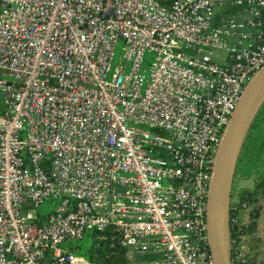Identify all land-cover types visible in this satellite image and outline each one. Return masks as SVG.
Segmentation results:
<instances>
[{
	"label": "built area",
	"instance_id": "1",
	"mask_svg": "<svg viewBox=\"0 0 264 264\" xmlns=\"http://www.w3.org/2000/svg\"><path fill=\"white\" fill-rule=\"evenodd\" d=\"M263 66L264 0H0V264H106L65 245L90 231L214 264L216 155ZM261 198L229 202V264Z\"/></svg>",
	"mask_w": 264,
	"mask_h": 264
},
{
	"label": "water",
	"instance_id": "2",
	"mask_svg": "<svg viewBox=\"0 0 264 264\" xmlns=\"http://www.w3.org/2000/svg\"><path fill=\"white\" fill-rule=\"evenodd\" d=\"M264 98V66L242 93L216 155L207 211V230L214 264H229L226 248V215L239 150L248 126Z\"/></svg>",
	"mask_w": 264,
	"mask_h": 264
},
{
	"label": "trees",
	"instance_id": "3",
	"mask_svg": "<svg viewBox=\"0 0 264 264\" xmlns=\"http://www.w3.org/2000/svg\"><path fill=\"white\" fill-rule=\"evenodd\" d=\"M164 5H169L171 0H160ZM243 152L244 159L248 163V172L251 177L255 179V187L253 190H245L240 194V198L248 197L249 195H255L258 191L264 190V101L260 104L256 110L249 126L244 136L241 148L239 150L238 158ZM237 158V159H238ZM257 175V176H256ZM254 215L256 213L254 212ZM253 225H250L248 228L251 230ZM235 227L230 230V237L234 240H238V233L235 232ZM85 235L95 237L96 232L90 231ZM234 240V241H235ZM99 245L97 247H92L89 249L88 254L78 250L76 245L70 246L72 250H78L79 255H83L91 260L102 259L107 264V262L112 260L114 254L121 255L126 252V249H121L118 247L108 246L107 240H97ZM71 244V243H70ZM100 244H103L104 249L100 247ZM234 243L231 246L230 257L233 254Z\"/></svg>",
	"mask_w": 264,
	"mask_h": 264
},
{
	"label": "crops",
	"instance_id": "4",
	"mask_svg": "<svg viewBox=\"0 0 264 264\" xmlns=\"http://www.w3.org/2000/svg\"><path fill=\"white\" fill-rule=\"evenodd\" d=\"M230 10L234 11V13H231ZM222 17H229V16H238V17H243L244 13L243 10L241 8H237V7H227L226 9L222 10L220 12ZM255 187V183L254 186L250 189H243L241 190L242 192L245 190L251 191L253 190ZM241 192V193H242ZM239 193V198H240V194ZM264 194V190L258 191L254 196L255 197H263ZM238 198V199H239ZM254 212L256 213V215H254V217L252 218L251 215V211L249 213H246L245 215L249 217H251V225H253L252 229L247 231L237 242V247L239 249H241L242 251H244V253L246 254V264H264V198H261L259 200L256 201V205L254 206ZM253 211V210H252ZM247 218V217H246ZM126 256L130 257V254H133V250L131 249H126ZM140 255H138L135 258H130L127 259L125 257V259L123 261L117 262L118 264H140V259H143L145 256H147L146 254H151L153 256V258H155V254L151 253V252H145L139 253ZM125 256V255H124ZM152 259V258H151Z\"/></svg>",
	"mask_w": 264,
	"mask_h": 264
},
{
	"label": "rangeland",
	"instance_id": "5",
	"mask_svg": "<svg viewBox=\"0 0 264 264\" xmlns=\"http://www.w3.org/2000/svg\"><path fill=\"white\" fill-rule=\"evenodd\" d=\"M230 12L235 14V12L232 10H230ZM116 52H117V54L120 53V47L116 50ZM153 57H154L153 53L146 54L145 55V61H144L143 65L145 67H148L150 62L153 60ZM263 101H264V98H263ZM243 157H244L243 152H241V155L239 158L237 157L238 159L236 161L234 176H233L232 184H231V195H230L231 201L238 200V198H239L238 194L242 192L241 190L250 189L254 186V183H255L254 177H251L249 175L248 163H246V160ZM56 202L57 201H55V200L44 201L42 204H40L38 206L37 210L40 213H48L54 209ZM96 244H99V243H97L95 241V237L85 235L82 239L73 241V242H71V244H65V245H67L68 248H70L71 245L72 246L76 245L78 250L88 254L91 246L94 247V246H96ZM100 247L102 248V250L104 249L103 244H100ZM78 250H73V251L76 254H78L77 253ZM126 252L122 253L121 255L114 254L112 257V260L111 261L109 260L107 262V264H118L117 262L123 261L125 259V257L127 259H130V258L133 259V258L137 257L138 255H140L139 254L140 251L133 250L134 253L130 254V252H129L130 257H127L125 254ZM142 253H145V252H142ZM146 255L147 256H145L143 259H140L141 260L140 264H149V261L153 259V256L151 254H146Z\"/></svg>",
	"mask_w": 264,
	"mask_h": 264
}]
</instances>
